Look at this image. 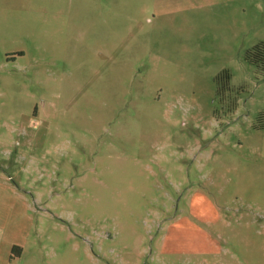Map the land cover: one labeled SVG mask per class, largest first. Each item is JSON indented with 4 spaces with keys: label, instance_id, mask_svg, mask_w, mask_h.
<instances>
[{
    "label": "rangeland",
    "instance_id": "1",
    "mask_svg": "<svg viewBox=\"0 0 264 264\" xmlns=\"http://www.w3.org/2000/svg\"><path fill=\"white\" fill-rule=\"evenodd\" d=\"M262 43L264 0H0V264H264Z\"/></svg>",
    "mask_w": 264,
    "mask_h": 264
},
{
    "label": "trees",
    "instance_id": "2",
    "mask_svg": "<svg viewBox=\"0 0 264 264\" xmlns=\"http://www.w3.org/2000/svg\"><path fill=\"white\" fill-rule=\"evenodd\" d=\"M258 47L264 49V43L258 45L257 48H258ZM223 80H224V83H228L229 80H230V78H229L226 74H224V75H221L219 78L217 77V79H216V81H217L218 83H220V81H223ZM14 251L18 252V254H19V253H20V248L17 247V246H13V247H12V252H14Z\"/></svg>",
    "mask_w": 264,
    "mask_h": 264
}]
</instances>
